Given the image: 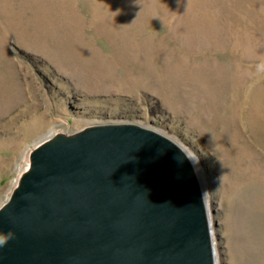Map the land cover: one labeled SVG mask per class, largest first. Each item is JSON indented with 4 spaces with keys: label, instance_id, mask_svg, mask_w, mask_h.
Listing matches in <instances>:
<instances>
[{
    "label": "rangeland",
    "instance_id": "obj_1",
    "mask_svg": "<svg viewBox=\"0 0 264 264\" xmlns=\"http://www.w3.org/2000/svg\"><path fill=\"white\" fill-rule=\"evenodd\" d=\"M113 124L184 149L221 264H264V0H0V209L48 140Z\"/></svg>",
    "mask_w": 264,
    "mask_h": 264
},
{
    "label": "water",
    "instance_id": "obj_2",
    "mask_svg": "<svg viewBox=\"0 0 264 264\" xmlns=\"http://www.w3.org/2000/svg\"><path fill=\"white\" fill-rule=\"evenodd\" d=\"M0 209V264H217L198 170L133 124L48 140Z\"/></svg>",
    "mask_w": 264,
    "mask_h": 264
},
{
    "label": "bare ground",
    "instance_id": "obj_3",
    "mask_svg": "<svg viewBox=\"0 0 264 264\" xmlns=\"http://www.w3.org/2000/svg\"><path fill=\"white\" fill-rule=\"evenodd\" d=\"M52 137H54V131L51 129L48 133H46L44 136H42V137L39 139L40 141H38V143L41 142V141H43V140L51 139ZM234 149H235V150H238L239 155H241V154H246V153L243 152L242 150H248L246 147H240V148H237V147H235V146H234ZM236 166H237V167H241V163H240V162L237 163ZM202 176H203V175H202ZM202 176H201V180H202L203 191H204V195H205L204 197L206 198L205 201H206V204H207L208 213H209L210 222H211V228H212V224L214 223V219L212 218V212H211V207H210V202H209L210 200L208 199L210 193H209L208 188H206L207 184L205 183V179L202 178ZM247 182H250V180H248ZM249 193H253V191L250 190ZM252 201H253L252 197H249V202L251 203ZM248 223H251V222L248 221ZM212 230H213L214 249H215V251H216L217 264H221V260H220V257H219L218 246H217L216 241H215V239H216V237H215V236H216V233L214 232V228H212ZM249 233H253V230H252L251 232H249ZM262 246H263V244H261V247H262Z\"/></svg>",
    "mask_w": 264,
    "mask_h": 264
},
{
    "label": "clouds",
    "instance_id": "obj_4",
    "mask_svg": "<svg viewBox=\"0 0 264 264\" xmlns=\"http://www.w3.org/2000/svg\"><path fill=\"white\" fill-rule=\"evenodd\" d=\"M13 235L14 234L12 232H8L6 234H0V246L6 245L8 241L13 238Z\"/></svg>",
    "mask_w": 264,
    "mask_h": 264
}]
</instances>
